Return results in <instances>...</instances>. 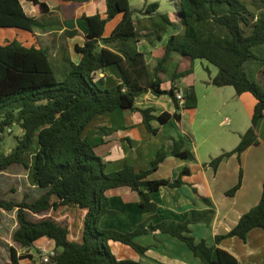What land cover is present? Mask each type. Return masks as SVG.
<instances>
[{
	"label": "trees",
	"instance_id": "trees-1",
	"mask_svg": "<svg viewBox=\"0 0 264 264\" xmlns=\"http://www.w3.org/2000/svg\"><path fill=\"white\" fill-rule=\"evenodd\" d=\"M29 1L41 11L48 10L42 0ZM104 1V17L100 13L82 15L85 39L81 46H75L81 58L77 63L69 60L60 79L45 49L25 46L15 38L0 44V109H5L0 113V131L13 122L22 130L9 152L0 151V173L20 164L26 170L29 182L44 189L32 201L0 197V209H16L17 227L12 239L20 247L31 246L41 236L52 239L53 250L48 261L41 264H141L128 259L118 260L108 241H120L144 254L145 246L138 244L135 237L159 229L186 243L200 264H241L217 243L230 236L245 240L248 231L254 227L264 230V181L259 201L241 214L229 231L215 235L211 245L204 239L195 240L190 234L191 223L209 224L214 215L211 201L198 194L196 189L197 198L208 207L191 208L183 221L166 220L155 224L143 221L124 232L102 228L99 225L101 216L112 212L108 208L107 189L129 186L137 192L140 208L153 210L156 205L149 193L162 185L179 186L182 175L189 174L190 169L184 166L175 178L151 179L148 175L157 169L167 154L188 160L194 156L188 137L181 136L173 140L169 150L160 147L149 168L136 170L125 161L121 168L108 173L105 161L83 136V131L95 114L117 107L138 110L145 128L152 133L157 131L150 124L152 119L160 123L171 118L179 120L180 110L194 108L197 96L193 85H189L184 100L179 102L176 80L193 72L195 59H206L217 67V73L207 81L209 84L231 85L237 95L250 92L256 102L250 125L240 135L238 144L204 165L216 170L220 161L233 153L240 159L242 151L258 143L255 127L264 114V83H257L245 70L248 60L256 57L254 47L264 44V14H254L244 0H178L177 16L183 29L168 37L161 48V56L150 67L144 52L135 47L124 45L114 49L112 46L117 42L133 44L140 39L159 40L166 29L176 28V22L167 13L157 11L158 3L152 2L140 11L149 15L158 28L140 33L135 30V10L130 7L129 0ZM261 2L264 4V0ZM119 13L118 23L108 36H103L106 22ZM0 27L31 31L44 24L26 14L20 0H0ZM65 32L68 35L76 33L75 30ZM173 53H178L180 60L169 74L170 88L164 89L160 73L166 70ZM110 64L119 67L121 81L107 87L103 77H97L96 72ZM144 91L168 94L174 102V110L155 115L151 107L136 108L135 98ZM241 179L240 170L237 182L225 191L226 195L235 193ZM60 207H73L79 213V233L73 234L77 226L72 219L59 221L49 213L45 214ZM35 214L43 215L33 217ZM21 257L11 246L10 264H19Z\"/></svg>",
	"mask_w": 264,
	"mask_h": 264
},
{
	"label": "crops",
	"instance_id": "crops-1",
	"mask_svg": "<svg viewBox=\"0 0 264 264\" xmlns=\"http://www.w3.org/2000/svg\"><path fill=\"white\" fill-rule=\"evenodd\" d=\"M26 1L31 2L20 0L24 11L28 7L26 14L39 19L44 27H36L31 31L11 27L19 31L14 33V37L25 46L33 45L45 49L56 74L61 78L68 68L67 62L70 60L77 63L81 58V53L76 50L75 46H81L85 39L82 15L100 13L104 17L105 1L42 0L48 5L47 11L39 10L33 2H31L32 5L26 6ZM143 7L133 9L135 10L134 27L140 33L158 28L151 22L149 15L140 11ZM169 17L176 22V28L167 29L161 39H140L133 44L117 42L112 47L114 49L124 45L135 47L144 52L148 66L152 67L161 56V48L168 37L183 29L177 16V2L176 11ZM120 18L121 13L106 22L103 36L110 34ZM66 30H75L76 33L68 35ZM10 40L12 38L6 42ZM179 60L180 55L173 53L166 70L160 73L162 88H170L169 69L171 68V72L173 65ZM206 68L209 72L207 77L196 78L193 68L191 74L176 80L177 91L185 93L187 87L193 85L197 96L196 106L181 109L179 120L171 118L160 123L152 119L150 124L157 129L156 133L145 128L138 110L124 107L95 114L87 124L83 136L94 145L95 152L105 161V171L108 173L121 168L125 161L136 170L149 168L157 150L160 147L169 150L173 140L181 136L188 137L194 156L193 159L188 160L167 154L157 169L148 175L151 179L175 178L184 166L190 169L189 174L182 175V183L179 186L162 185L159 189L149 193L156 205L153 210L143 211L139 205L137 192L129 186L107 189L108 208L112 212L101 216L100 227L124 232L132 230L143 221H150L153 224L166 220L183 221L191 208L208 207L197 198L198 193L211 201L214 215L209 224L191 223L189 225L190 234L195 240L204 239L208 245H211L214 243L215 235L229 231L237 223L241 214L259 201L264 181V114L255 127L258 143L242 151L240 159L236 153H233L222 159L216 170L208 164L204 165L212 157L223 151H229L238 144L240 135L250 125L251 114L256 102L250 92L237 95L232 86L229 88L230 85L221 87L213 85L215 90L210 88L211 84L207 81L217 73V68L214 70ZM96 76H102L107 87L114 86L121 81V73L116 64H110L103 70H98ZM213 95H218V99L214 100ZM135 106L136 108L151 107L155 115L163 111L172 112L174 110V102L168 94L155 95L151 91L139 94L135 98ZM225 113L230 114V119L224 115ZM14 124L16 123L13 122L12 125ZM7 127L15 138L22 133L19 126L16 132H13L11 125ZM14 145H8L7 151L2 152H9ZM240 170L242 179L239 188L233 195H226L225 191L237 182ZM143 189L146 190L145 187ZM43 191L44 189L29 182L26 170L20 164L12 165L0 173V197L4 200L32 201ZM48 213L59 221L72 219L77 226L73 234L79 233L81 223L79 213L77 214L75 208L60 207L45 214ZM42 215L35 214L33 217ZM16 227V209L1 208L0 264H10L11 246L16 249L18 255H22L19 264H41V250L44 248L51 253L54 247L53 240L41 236L34 240L31 246L20 247L12 239V233ZM135 241L145 246L144 254L138 253L130 245L120 241L109 240L108 244L118 260L128 259L141 264H200L199 259L193 255L186 243L159 229L137 235ZM217 245L233 254L241 264L247 262L264 264V230L260 227L250 229L245 240L238 236H230L221 239Z\"/></svg>",
	"mask_w": 264,
	"mask_h": 264
},
{
	"label": "rangeland",
	"instance_id": "rangeland-1",
	"mask_svg": "<svg viewBox=\"0 0 264 264\" xmlns=\"http://www.w3.org/2000/svg\"><path fill=\"white\" fill-rule=\"evenodd\" d=\"M129 1H130V7L132 9L140 8V7H143L144 5L146 6L147 4L152 3V2H157L158 3L157 11L161 13H167L169 16L172 15L176 11V2H178V0H129ZM244 1L246 2L247 6L254 14H258L260 12L264 14V4L261 2V0H244ZM28 4L32 5L31 2L26 1L25 5L28 6ZM27 9L28 7L25 8V12L27 11ZM166 31L167 29L163 33H165ZM15 32H19V31L16 30V28L1 27L0 28V34H1L0 44H4L7 40L11 38L14 39ZM262 46H264V44L254 47L253 51L256 54V57L248 60L246 67H245V70L248 76L254 79L257 83L261 85H263L264 83V48ZM206 67H208L210 70H214V68H217L215 65H213L206 59H195L194 60L195 77L196 78L198 77V79L201 77H205V76L207 77L209 75V72ZM170 69H169V73H170ZM167 73L165 74L168 76ZM56 75L58 77V74ZM58 79L60 78L58 77ZM200 84L201 83L198 81V85ZM210 88H213V90H215L214 89L215 87L213 85H211ZM229 88H232L231 85L229 86ZM217 90L219 91L220 89H217ZM212 97L214 100L218 99V95L217 96L213 95ZM4 110H5L4 108H1L0 113ZM224 115H226L230 119V114L225 113ZM11 127L13 128V132H16L18 130L17 124H14V125L11 124ZM7 129L8 127L4 126L3 131H0L1 151H7L8 145L10 144L14 145V143L16 144L15 136L13 135V133L9 132Z\"/></svg>",
	"mask_w": 264,
	"mask_h": 264
},
{
	"label": "built area",
	"instance_id": "built-area-1",
	"mask_svg": "<svg viewBox=\"0 0 264 264\" xmlns=\"http://www.w3.org/2000/svg\"><path fill=\"white\" fill-rule=\"evenodd\" d=\"M176 98L179 100V102H182L184 100V92L178 91L176 93ZM41 258L42 261L46 262L49 259V252L48 250H45L44 248L41 250Z\"/></svg>",
	"mask_w": 264,
	"mask_h": 264
}]
</instances>
